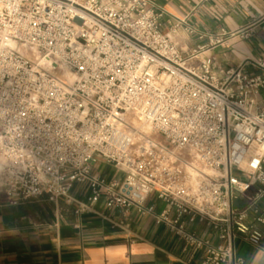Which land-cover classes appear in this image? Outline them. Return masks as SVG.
<instances>
[{
    "label": "built area",
    "instance_id": "2783aa9c",
    "mask_svg": "<svg viewBox=\"0 0 264 264\" xmlns=\"http://www.w3.org/2000/svg\"><path fill=\"white\" fill-rule=\"evenodd\" d=\"M162 15L156 0H0V190L13 204L64 199L79 214L100 201L133 208L204 264H245L236 239L264 242V56L248 73L218 67L203 46L183 54ZM183 26L193 33L183 19L171 33ZM129 113L172 149L136 142Z\"/></svg>",
    "mask_w": 264,
    "mask_h": 264
},
{
    "label": "crops",
    "instance_id": "0c3cea01",
    "mask_svg": "<svg viewBox=\"0 0 264 264\" xmlns=\"http://www.w3.org/2000/svg\"><path fill=\"white\" fill-rule=\"evenodd\" d=\"M156 9L163 14L162 31L172 35L183 54L203 46L220 68L243 65L245 72H257L247 62L264 56V0H156ZM182 19L193 33L183 26L172 34L171 25ZM102 163L107 178H122L117 170L120 177L111 176L114 168ZM70 194L84 201L88 188L76 184ZM250 194L240 196L235 205L244 207ZM13 200L0 190V264H204L202 252L193 256L163 226L133 208L107 210L100 201L92 211L79 214L64 199ZM149 201L162 208L153 197ZM259 228L264 232V225ZM188 229L219 242L203 224ZM235 253L245 264H264V242L253 247L237 238Z\"/></svg>",
    "mask_w": 264,
    "mask_h": 264
},
{
    "label": "rangeland",
    "instance_id": "374dc122",
    "mask_svg": "<svg viewBox=\"0 0 264 264\" xmlns=\"http://www.w3.org/2000/svg\"><path fill=\"white\" fill-rule=\"evenodd\" d=\"M68 73H69L68 70H66L64 68L61 69V72H60L61 75H65L67 77ZM129 126H130V128L138 130V136L136 138V142H138L139 144L148 141V142H153V143H160L161 145H166V147L168 149H172V146L167 141H165L160 135L155 133L148 125L143 124V123L138 124L135 120L134 121L131 120V124H129ZM140 127H142V128L140 129ZM137 139H138V141H137ZM184 156L187 159L192 160V157L187 152L184 153ZM99 164H100V166L98 167V171H101L102 173H104V170L102 169L103 168L102 167V164H103L102 161H100ZM111 170H112V171H110L111 176L115 175L116 177L117 176L120 177V174L116 171V169H111Z\"/></svg>",
    "mask_w": 264,
    "mask_h": 264
},
{
    "label": "bare ground",
    "instance_id": "6f19581e",
    "mask_svg": "<svg viewBox=\"0 0 264 264\" xmlns=\"http://www.w3.org/2000/svg\"><path fill=\"white\" fill-rule=\"evenodd\" d=\"M69 79L70 80H72L73 79V77H71L70 75H69ZM132 118V119H131ZM131 120H135L138 124H141V121L139 120V119H135L134 118V113H129V114H127V121H129L130 123H131ZM142 127H140V129H141ZM3 160H2V158L0 157V169H1V166H2V162Z\"/></svg>",
    "mask_w": 264,
    "mask_h": 264
}]
</instances>
